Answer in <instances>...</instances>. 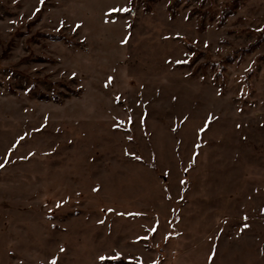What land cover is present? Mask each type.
I'll return each mask as SVG.
<instances>
[{
	"label": "rangeland",
	"instance_id": "1",
	"mask_svg": "<svg viewBox=\"0 0 264 264\" xmlns=\"http://www.w3.org/2000/svg\"><path fill=\"white\" fill-rule=\"evenodd\" d=\"M263 33L264 0H0V264H264Z\"/></svg>",
	"mask_w": 264,
	"mask_h": 264
},
{
	"label": "trees",
	"instance_id": "2",
	"mask_svg": "<svg viewBox=\"0 0 264 264\" xmlns=\"http://www.w3.org/2000/svg\"><path fill=\"white\" fill-rule=\"evenodd\" d=\"M145 1H146L147 6H148V10H150V5L153 4V3L158 2L159 0H145ZM235 3H237V1H235ZM179 4H180V2L178 1V2H176L174 5H172L170 7V11L173 14H175V9H176V7ZM233 14H234V10L229 9V8L225 9L223 11V13H222V16H220V26H223L226 23V21L228 20V18L231 17ZM203 17H205V16H203ZM45 37H48L49 39L55 40V41H61V39H63V38H60V37H57V36H50V35L49 36H45ZM262 43H264V33L259 37L257 42H255L253 45H250L248 49L244 50V52L245 53H251L254 50H256ZM190 48L194 49L192 46ZM38 96L41 99H46V100L50 99L45 94H39ZM121 262L127 263V264H134L132 261H124L121 258L106 260L107 264H120Z\"/></svg>",
	"mask_w": 264,
	"mask_h": 264
}]
</instances>
